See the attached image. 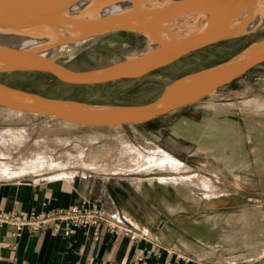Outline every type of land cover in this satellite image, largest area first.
Wrapping results in <instances>:
<instances>
[{"label":"rangeland","instance_id":"obj_1","mask_svg":"<svg viewBox=\"0 0 264 264\" xmlns=\"http://www.w3.org/2000/svg\"><path fill=\"white\" fill-rule=\"evenodd\" d=\"M242 1L221 5L220 10L225 11L236 4L231 26H238L237 16L252 3ZM255 8L241 34L138 79L79 86L49 73L14 71L0 72V83L48 99L117 106L146 104L176 79L222 65L264 41V18L251 24L264 16V5ZM242 15L240 27L247 16ZM145 45L142 35L113 32L57 61L75 71L97 70L125 64ZM215 91L191 106L134 124L138 126L124 124L113 129L79 126L54 116L20 114L0 106V169L16 172L30 167L32 160L87 165L97 157L105 162V168L138 170L147 178L161 174L162 182H152L155 197L151 181L146 185L147 218L149 222L153 217L156 220L146 229L125 226L132 231L131 237L158 245L161 235L177 259L191 264H264V62ZM46 121L51 124L49 129L40 126ZM144 127L154 129L164 149L186 163L158 166L148 159L138 163L133 147L144 144L150 148L158 139L146 135Z\"/></svg>","mask_w":264,"mask_h":264},{"label":"water","instance_id":"obj_2","mask_svg":"<svg viewBox=\"0 0 264 264\" xmlns=\"http://www.w3.org/2000/svg\"><path fill=\"white\" fill-rule=\"evenodd\" d=\"M225 1L229 0H185L186 11L173 6L154 8L148 0H0V72H44L79 86L138 79L241 34L226 33L234 21L236 4L222 11ZM125 2L122 7L116 5ZM204 12L213 18L200 31L199 18ZM186 27L191 29L188 33H179ZM113 32L142 35L145 48L125 64L97 70L75 71L57 61L68 50ZM10 35L26 38L29 46L9 43ZM263 62L261 41L222 65L176 79L157 99L131 106L48 99L0 83V106L92 127L142 123L198 102Z\"/></svg>","mask_w":264,"mask_h":264},{"label":"crops","instance_id":"obj_3","mask_svg":"<svg viewBox=\"0 0 264 264\" xmlns=\"http://www.w3.org/2000/svg\"><path fill=\"white\" fill-rule=\"evenodd\" d=\"M216 92L218 91L211 95ZM138 125L125 124V127ZM40 126L49 129L51 124L46 121L41 122ZM116 127L118 126L91 128ZM72 130L75 129H68L69 132ZM143 132L158 139L150 148L144 144L126 146L133 147L138 163L147 159L154 160L158 166L163 163H186L164 149L159 140L161 136H155L154 129L145 128ZM147 140L148 143L151 142L150 138ZM96 158L86 162L87 165L32 160L28 162L30 167L16 172L0 169V211L14 214L30 210L46 211L68 208L87 200L94 206L102 207L126 227L146 229L148 224H153L155 217L152 222L147 218L149 209L146 185L147 180L151 181L150 191L155 197L152 182H162L161 174L147 178L138 170L105 168V162ZM13 231L12 225H0V264H191L177 259L169 251L165 244L167 241L161 235L157 245L123 233H109L103 226L78 229L70 237L53 233L50 229H25L17 237L12 234Z\"/></svg>","mask_w":264,"mask_h":264},{"label":"built area","instance_id":"obj_4","mask_svg":"<svg viewBox=\"0 0 264 264\" xmlns=\"http://www.w3.org/2000/svg\"><path fill=\"white\" fill-rule=\"evenodd\" d=\"M14 227L13 235L20 236L23 230L38 231L50 229L53 233L72 236L78 229L104 227L112 234L129 235L132 233L120 221L108 214L102 207L94 206L83 200L68 208L49 209L46 211L30 210L20 214L0 211V225Z\"/></svg>","mask_w":264,"mask_h":264},{"label":"bare ground","instance_id":"obj_5","mask_svg":"<svg viewBox=\"0 0 264 264\" xmlns=\"http://www.w3.org/2000/svg\"><path fill=\"white\" fill-rule=\"evenodd\" d=\"M148 1H149L150 5L153 6L154 8H163V7L165 8V7H168V6H173V8H175L177 10H186L187 11L189 9V6H186L185 5V3H186L185 0H148ZM250 2H252V3H250V4L248 3V5L245 6V8L243 9V11L241 9L242 12H241L240 15H242V14L245 13L244 15L246 16V15L250 14L251 11H252V9H254L255 7L258 8V7H261L262 4L264 5V0H251ZM125 4H126V2L125 3H119V4H116V5L119 8V7H122ZM187 5H188V2H187ZM87 8H88V5L85 6V9H87ZM80 9H84V7L81 8V6H80ZM252 13H253V11H252ZM240 15L237 16V18H238L237 20L240 22L238 24V26H237V23H236L235 26H231V27H229L227 29V30H231V33L239 32L244 27V25L246 26V24L249 22L248 18H245V21H244L245 23L243 24L242 27H240V25L242 24L241 23L242 22V17ZM244 15H242V16H244ZM211 18H213V15L210 14L209 12H204V13L200 14V18H199V23H200L199 29H201L200 31H203V30H205L207 28L209 22L211 21ZM262 18H264V16L261 17V18L260 17H257L254 21L252 20L253 22H251V24H254L255 22H257L258 20H260ZM235 19H234V21H235ZM190 30H189L188 27H186L184 30L180 29L179 30V33L182 34L184 31L186 33H188V31H190ZM9 39L11 41H8V42L11 43V44H13V45L24 46V47H28L29 46L27 44V43H29V41L26 38H22L21 36H12V35H10L9 36ZM75 49L76 48H72V49L68 50L66 53H72Z\"/></svg>","mask_w":264,"mask_h":264}]
</instances>
